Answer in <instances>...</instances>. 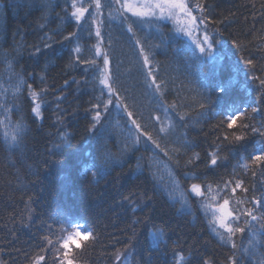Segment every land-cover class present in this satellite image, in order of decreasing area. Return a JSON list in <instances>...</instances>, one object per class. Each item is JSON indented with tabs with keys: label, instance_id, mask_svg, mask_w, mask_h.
I'll use <instances>...</instances> for the list:
<instances>
[{
	"label": "trees",
	"instance_id": "trees-1",
	"mask_svg": "<svg viewBox=\"0 0 264 264\" xmlns=\"http://www.w3.org/2000/svg\"><path fill=\"white\" fill-rule=\"evenodd\" d=\"M71 2L58 0L60 6L54 9L53 17L55 13L63 16L62 8H67L70 15ZM83 2L87 5L89 0ZM262 2L264 0H207V14L216 21L224 20L223 24L213 25L209 22L215 31L219 29L216 31V45L221 41L229 52L225 57L218 54L213 60L203 56L196 44L180 36L169 22L154 20L150 26L138 22L134 24L141 39L147 38L157 82H163L161 92L155 95L151 85H143L140 57L133 41L124 31L126 25L112 22L110 28L104 29L111 34V48L106 50H114L115 57L121 61L119 81L135 94L137 111L142 112L144 117L141 123H146L149 116H160V126H175L174 136L170 139L183 134L202 158L218 149L220 156L227 157L226 160L218 161L215 167L206 168L197 162L199 168L195 171L199 179L184 180L177 177L179 182L172 188L174 199H170L166 192L161 191V186L173 184L175 173L169 166L168 158L149 142L146 156L153 163L156 192L152 193V184L145 178L142 169L131 174L130 179L129 175H124L120 180L125 188L147 190L154 195L153 221L157 226L167 222L171 236L169 243L178 241L181 245L177 251L188 255L194 247L199 254L215 259L218 264H223L229 246L224 245L219 238L218 231L223 232V229L214 231L211 210L205 205L215 202L217 186L222 180L243 179L245 186L250 188L248 194H242L238 189L235 197L230 198V207H237L236 199L251 195L252 185L259 189L264 182V177H253L250 171L243 168L253 147L259 146L260 137L244 128L242 131L248 133V139L243 147L223 142L225 135L232 132L239 134L240 125L251 123L260 127L264 120L261 113L253 114L251 111L252 107L264 108V88L252 79L253 76L264 78V39L260 38L264 36ZM39 15L38 10H29L24 0H16V6H13V0H0V44L8 49L14 42L24 45L20 63L26 72L35 75V90L49 89L44 97L45 102L41 104L43 120H37L35 124H32L31 119L28 121L33 131L27 139L24 155L15 147L10 148L5 125L0 123V260L4 264H27L26 254L40 252V245L48 247L44 243L45 236H49L54 243H62V237L67 236L71 223L55 221L59 213H67L69 219L87 216L89 224L103 234V243L97 247L89 248L86 252H74L76 264H112V253L122 247L116 240L123 241V230L128 223V217L123 215L122 209L114 207L113 184L116 183L117 174H127L128 169H115L107 182L101 181L98 187L89 190L91 173L86 172L85 168L91 167L96 159L97 140L87 130L91 121V113L87 110L92 103L102 99L99 94L101 86L90 74L85 83L83 69L86 66H68L70 51L75 55L74 49L79 46L82 50L80 54L90 57L95 41L86 43L85 38L54 43L52 48L44 49L38 56H31V46L40 44V38L44 35V31L37 27L36 18ZM131 19L136 20L135 17ZM58 26L60 20L52 18L47 31L51 34V30ZM87 26L84 24V27ZM62 29L61 35L55 36L57 41L75 30V21L70 19ZM237 44L242 46L237 47ZM197 58L199 63H196ZM247 59H251L254 66H246L244 61ZM6 69V64L0 60V100L4 97L3 90H7V95L11 97L14 87L11 73ZM41 77L44 78V84L40 83ZM65 80L69 81L67 86L64 85ZM225 81H232V87L219 93L217 87ZM21 94H24L23 90ZM57 97L63 98L59 100V106ZM193 98H203L206 107L200 109L192 103ZM161 101H164L163 107ZM235 109L246 110V115L241 116L233 129H228L227 116ZM58 116H62V123H57ZM123 117L122 112L111 109L109 122L120 134V139L128 135L127 128L133 127L131 124L125 127ZM3 120L4 115L0 113V121ZM13 126L9 122V134ZM148 130L153 131L151 126ZM58 131L71 138V145L66 146L62 155L52 157L50 153L55 151V144L60 140ZM138 175L141 177L139 180L136 179ZM204 182L211 184L213 191L209 193L211 200L201 202L188 189L191 183ZM182 206L184 209L190 208L192 214L178 211ZM49 225L52 226L51 230ZM151 228V222L146 227H140V241L144 246L149 243L147 232ZM52 252L54 256L46 255L47 264H52L53 259L60 255L55 249ZM159 264H173L171 248ZM175 264H179V261Z\"/></svg>",
	"mask_w": 264,
	"mask_h": 264
},
{
	"label": "snow or ice",
	"instance_id": "snow-or-ice-1",
	"mask_svg": "<svg viewBox=\"0 0 264 264\" xmlns=\"http://www.w3.org/2000/svg\"><path fill=\"white\" fill-rule=\"evenodd\" d=\"M24 3L29 10L36 9L39 11L40 15L36 18L37 27L44 31V35L40 38V44L31 46L32 51L29 53L31 56H38L44 49L52 48L54 43L80 41L85 38L86 43L95 41L92 44L93 54L90 57L82 56L80 54L82 50L79 46L74 49L75 55L70 51L68 66L71 67L74 64L86 66L83 69L86 74L85 83L88 82V75L90 74L101 86L99 94L102 99L92 103L87 110L91 113V121L87 130L97 140L96 159L91 167L85 168L86 172L91 173V179L88 181L89 190L98 187L101 181L107 182L115 169H128L127 174L118 173L115 177L116 183L113 184L115 189L114 207L122 209L123 215L128 217V223L126 229L123 230V241L116 240V243L121 244L122 247L112 253L110 257L112 264H159V261L168 255L170 248L173 264L177 260L179 264H218L215 259L205 258L199 254L194 247L188 255H185L183 251H177L181 245L178 241L169 243L171 236L167 222L157 226L153 221L155 214L154 195L147 190L125 188L120 184V180L124 175H129L130 179L131 174L142 169L145 178L149 179L152 184V193L156 192L157 181L153 171V163L146 156L149 151V142L168 158L169 166L175 173L173 184L161 186V191L166 192L170 199H174L172 188L179 182L177 177H182L184 180L199 179L195 171L199 168L197 162L204 164L206 168L215 167L218 166V161L226 160L227 157L220 156L218 149L202 158L199 153L194 151L192 142L186 139L183 134L175 135L174 139H170L174 136L175 126L170 125L168 128L160 126V116L154 118L149 116L146 123H141L144 117L142 112L137 111L138 101L135 94L119 81L118 72L121 61L115 57L114 50L111 52L106 50V48H111V34L110 32L106 33L104 29L110 28L112 22H117L122 26L126 25L124 31L133 41L140 57V71L144 76L143 85L145 87L151 85L153 95H155L161 92L163 82H157L158 77L150 57L147 38L142 40L133 25L137 22L142 25L163 19H171L179 23V18L183 17L184 27H179L178 31L186 32L187 35L191 36L192 31L189 29V25L198 26L197 16L193 14L194 10L201 14V19L208 20L213 25L223 24L224 20L216 21L207 14V0H196L193 6L189 5L188 0H103V2L102 0H89L87 5L84 4L83 0H72L70 15L67 8H62L64 15L55 13L54 17V9L60 6L58 0H24ZM13 6H16V0H13ZM261 8H264V2L261 3ZM89 9L92 11L89 12ZM85 14H88L87 20ZM261 15L264 16V13ZM132 17H135L136 20H132ZM52 18H58L60 26L51 30L50 34L47 29ZM70 19L75 21V30L64 35L62 40L57 41L55 36L61 35L62 26ZM84 24L88 26L84 27ZM260 38L264 39V36ZM214 44V37L210 36L206 30L203 33V39L197 40L199 52L209 58L213 56ZM156 46L158 47V45ZM241 46L237 44V47ZM23 47L24 45L15 42L10 49L0 44V60L6 64V70L11 73L10 79L14 82L11 97L7 95V90H3L4 97L0 100V113L4 115V120L0 123L5 125V135L9 140L10 148L15 147L21 155L25 154L27 139L33 131L28 121L31 119L32 124H35L37 120H43L41 104L45 102L44 97L49 93L48 88H41L39 92L35 90L37 87L35 75L26 72L20 63ZM199 62V58H197L196 63ZM244 63L246 66H254L251 59L245 60ZM252 79L258 81L260 87L264 88V78L253 76ZM44 82V78L41 77L40 83L44 84ZM68 83V80L64 81L65 86ZM232 84V81H225L217 87V90L219 93H224L232 87ZM93 87L95 88V83H93ZM22 90L23 95L21 94ZM61 99L63 98L57 97V106H59ZM26 103L27 108L25 107ZM192 103L200 109L206 107L203 98H193ZM163 104L164 101H161V107ZM169 107L172 106L169 105ZM112 108L124 114L122 119L125 127L128 124L133 126L127 128L128 135L123 139H120V134L110 125L109 117ZM251 111L253 114L259 112L264 116V108L252 107ZM242 115H246V110L235 109L229 114L227 116V128L233 129ZM9 122L14 125L10 134L7 132ZM62 122V116H58L57 123ZM149 126L152 127L153 131L148 130ZM244 128L249 129L252 135L260 137L261 140L259 146L253 147L248 154L243 168L250 171L253 177L257 175L264 177V120L261 121L260 127L251 123L240 125L239 134L236 132L229 133L224 136L223 142L243 147L248 139V133L242 131ZM57 135L60 136V140L55 144V151L50 153L52 157L62 155L66 146L71 145L70 137L60 134L59 131ZM163 141H167V143H162ZM169 144L172 145L171 148H169ZM140 178L139 175L136 177L137 180ZM238 189L242 194L250 192V188L245 186L243 179L222 180L217 186L215 202L205 205L211 210L213 217L211 223L214 225V231L223 229V232L218 231L219 238L224 245L229 246V253L223 264H264V182L261 183L259 189L252 185L251 195H246L244 199H236L237 207H230L232 203L230 198L235 197ZM188 191L203 202L206 199L211 200L209 193L213 189L211 184L207 182L191 183ZM178 211L182 214H192L190 208L184 209L183 206ZM29 221L31 222V217H29ZM61 222L71 223V231L68 232L67 236L62 237V243L60 241L54 243L49 236H45L44 243L48 247L45 248L40 245V252L35 255L26 254L27 264H47L46 255L54 256L53 249L58 251L60 255L53 259L52 264H76L74 256L76 250L86 252L89 248H95L103 243L101 239L103 234L97 232L89 224L87 216L69 219L67 213H59L55 223ZM149 222L152 223L151 230L147 232L149 243L144 246L140 241V227H146ZM48 227L51 230L52 226L49 225ZM112 247L114 248L115 245ZM0 264H4V262L0 260Z\"/></svg>",
	"mask_w": 264,
	"mask_h": 264
},
{
	"label": "rangeland",
	"instance_id": "rangeland-1",
	"mask_svg": "<svg viewBox=\"0 0 264 264\" xmlns=\"http://www.w3.org/2000/svg\"><path fill=\"white\" fill-rule=\"evenodd\" d=\"M188 2H189L190 6H193L195 4L194 0H188ZM193 14L197 16L198 26L189 25V29L192 31L191 36L187 35L186 32L178 31L179 27H184V18L183 17L179 18V21H180L179 23L177 21H173L171 19H163V20L171 23L173 25L174 29L179 33L180 36H182V37L184 36V37L188 38L193 43H195L197 47H198L197 40L203 39V33L205 30L208 32V34L210 36L214 37L215 44H214L213 56L211 58L205 56L208 60H213L218 54L222 57L227 56L229 52H228L227 48L222 44V42L219 41L218 45H216L217 34H216L215 29H213L212 25L209 23V21L201 19V14L196 10H194ZM159 21H161V20H159ZM146 25L150 26L151 23H145V26Z\"/></svg>",
	"mask_w": 264,
	"mask_h": 264
},
{
	"label": "bare ground",
	"instance_id": "bare-ground-1",
	"mask_svg": "<svg viewBox=\"0 0 264 264\" xmlns=\"http://www.w3.org/2000/svg\"><path fill=\"white\" fill-rule=\"evenodd\" d=\"M196 2V1H195Z\"/></svg>",
	"mask_w": 264,
	"mask_h": 264
}]
</instances>
